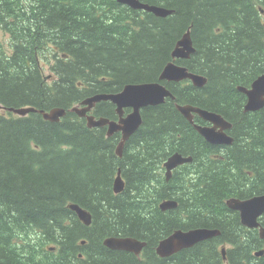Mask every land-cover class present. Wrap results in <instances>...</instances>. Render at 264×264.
Segmentation results:
<instances>
[{"label": "trees", "instance_id": "obj_1", "mask_svg": "<svg viewBox=\"0 0 264 264\" xmlns=\"http://www.w3.org/2000/svg\"><path fill=\"white\" fill-rule=\"evenodd\" d=\"M140 1L173 14L160 18L118 0H0V107L68 111L51 123L0 110V264H39L30 262L35 257L53 264V252L56 261L72 260L63 264H264L253 256L264 248L259 230L252 234L227 206L264 194V108L245 114L237 89L264 74V0ZM187 30L196 53L178 64L204 75L206 85L167 84L176 101L145 109L119 158V134L89 129L69 110L127 84L157 82ZM47 70L56 75L52 84ZM177 104L221 114L233 125L234 145L207 143ZM98 116L116 119L115 107L102 103ZM175 150L194 163L167 182L162 162ZM119 168L126 187L115 194ZM170 199L179 207L161 211ZM71 204L92 215L91 226ZM195 228L221 235L170 258L156 254L161 240ZM111 236L148 247L140 259L105 247ZM35 243L46 244L45 253Z\"/></svg>", "mask_w": 264, "mask_h": 264}, {"label": "water", "instance_id": "obj_2", "mask_svg": "<svg viewBox=\"0 0 264 264\" xmlns=\"http://www.w3.org/2000/svg\"><path fill=\"white\" fill-rule=\"evenodd\" d=\"M119 1L125 5L130 6L133 9H144L154 13L159 17H166L172 13V11H168L161 7L143 4L139 0ZM179 46H182L183 48H177V50L175 51L174 54H176L177 57H188L189 54L193 52L192 42L189 35L185 36V38L179 43ZM187 76L193 78L196 85L200 87H204L207 82L205 78L189 75L187 74L186 69L173 65L167 67V69L163 72L161 79L166 78L171 80H179L180 78ZM239 90L245 93L248 97V101L245 106L246 112H256L264 108V74L259 76L253 82L251 89L240 87ZM166 95H168V92L158 85L144 84L138 86H127L124 92L121 94H100L94 96L82 102L83 105H88V108H74L72 111L78 113L80 111H83L81 115L84 116L87 111L91 110L95 106L96 103L108 100H111L115 104H118L119 111H121L123 107H134L135 112L132 115L131 120L122 119L120 121V124L110 122L106 119L95 121L94 117H88L90 127H104L108 125L109 135L114 132L123 130V140L126 141L127 138L135 131H137L139 126L141 125V115L139 109L162 102L163 98ZM180 109L185 115H187L191 110V108L189 107ZM13 111L25 115L28 112H33L34 109ZM196 112L199 113L205 120L215 124V126L211 129L201 130L202 135L207 139L208 142L216 146H226L233 143L234 139L224 132V130L230 129L232 127V124L228 123L221 115L203 110H196ZM42 114L47 120L55 122L58 121L60 117L64 116L66 114V111L63 109H56L50 113H45L43 111ZM122 124L124 125L123 127ZM122 146L123 143L118 149L119 154ZM190 161L191 159H183L180 155H174L168 160L166 167L170 172L176 166ZM124 188L125 184L119 173L115 181V192L119 194L124 190ZM227 206L230 210L239 212L241 223L243 224V226L258 229L260 231L261 238L264 239V226H262L261 222L259 221V219L264 215V195L253 197L248 200L232 198L227 201ZM160 208L162 211L175 209L177 208V202H164L161 204ZM71 209H73L77 213L79 218L86 225H89L91 223L90 215L86 211L82 210L79 206H72ZM220 235L221 232L219 230L208 228L195 229L191 231L176 230L171 236H168L167 238L161 240V243L157 248V253L161 258H170L183 250L192 248L201 242L210 240ZM105 245L112 250H123L139 255L146 244L133 238H111L105 241ZM224 252L225 250L223 249V253Z\"/></svg>", "mask_w": 264, "mask_h": 264}, {"label": "bare ground", "instance_id": "obj_3", "mask_svg": "<svg viewBox=\"0 0 264 264\" xmlns=\"http://www.w3.org/2000/svg\"><path fill=\"white\" fill-rule=\"evenodd\" d=\"M140 1V0H139ZM118 2L120 3V4H122V5H125V4H123L122 2H120L119 0H118ZM141 2V1H140ZM142 3V2H141ZM144 4V3H143ZM146 5H148V4H146ZM125 6H128V5H125ZM149 6H154V5H149ZM128 7H130V6H128ZM156 7H158V6H156ZM162 8V7H161ZM164 9H166V10H168V11H172V13L170 14V15H168V16H171L172 14H173V10H169V9H167V8H164ZM135 10H142V9H135ZM144 10V9H143ZM144 11H146V12H149V11H147V10H144ZM149 13H152V12H149ZM152 14H154V13H152ZM155 15V14H154ZM156 16V15H155ZM168 16H166V17H168ZM157 17H159V16H157ZM166 17H160V18H166ZM186 35H189V37H190V40H191V42H192V49H193V52L192 53H190L189 54V56L188 57H177L176 56V54H174L175 53V51L177 50V48H183L182 46H179V43L185 38V36ZM9 37V36H8ZM6 42H8V43H10L9 41H6ZM196 53V49H195V46H194V42H193V39H192V36H191V32L190 31H188V32H186L184 35H183V37L176 43V45H175V48L173 49V51H172V54H171V61L164 67V69H163V71H162V73H161V75H160V77H159V81L158 82H148V83H139V84H127V85H125L124 86V88L120 91V92H117V93H101V94H106V95H118V94H121V93H123L124 92V90H125V88L127 87V86H138V85H144V84H152V85H158V86H160V87H162V88H164L167 92H168V95H166L164 98H163V101L162 102H160V103H158V104H152V105H149V106H147V107H143V108H140L139 109V112H140V117H141V125L139 126V128H138V130L137 131H135L133 134H136L139 130H140V128H141V126L143 125V109H146V108H148V107H150V106H153V107H155V106H159V105H164V104H166L167 103V100L169 99V98H171L172 100H176V97L173 95V92L163 83V82H166V83H171V82H182V81H191L192 82V84H193V86H195V87H197V88H203V87H200V86H198V85H196V83H195V81H194V79L193 78H191V77H183V78H180L179 80H171V79H166V78H164V79H161V76H162V74H163V72L167 69V67L168 66H170V65H173V66H176V67H180V68H184V69H186V71H187V74H189V75H193V76H197V77H201V78H205V76L204 75H202V74H198V73H193V72H190L189 71V68L188 67H186V66H182V65H180V64H178V62L179 61H189L191 58H192V56L194 55ZM47 72L49 73V74H47ZM45 73V72H44ZM46 74L47 75H45V78L48 80V82H50V84H52L54 81H56L57 79L56 78H54V79H52L53 77V75H55L52 71H50V70H47L46 71ZM56 76V75H55ZM206 79V78H205ZM252 84H253V82H252ZM252 84L250 85V86H238V91L239 92H241L240 90H239V88L240 87H243V88H246V89H251L252 88ZM241 93H243V92H241ZM245 96H246V102H245V106H246V104H247V101H248V97H247V95L245 94V93H243ZM97 95H100V94H96V95H93V96H90V97H88V98H86L85 100H87V99H90V98H92V97H94V96H97ZM85 100H83L82 102H84ZM108 101H111V100H108ZM82 102L81 103H79V104H77V105H75L72 109H70L69 110V112L70 113H72V114H75L78 118H80V119H85L86 120V125H87V127H89V128H94V127H90L89 126V121H88V117H94V116H92L93 114V111H94V109H95V107L97 106V104L98 103H96L95 104V106L91 109V110H89V111H87L86 112V114L84 115V116H82L81 114H82V112L83 111H80L79 113L78 112H73L72 110L74 109V108H78V109H84V108H88L89 106L88 105H83L82 104ZM101 102H103V101H101ZM101 102H99V103H101ZM112 102V101H111ZM114 103V102H113ZM115 104V103H114ZM116 106H117V112L120 114V116H121V118H120V121L123 119V120H131V118H132V115L134 114V112H135V108L134 107H123L122 109H121V111H119V106H118V104H115ZM186 107H189V108H191V110H190V112L187 114V115H185L182 111H181V109L180 108H186ZM177 108H178V111L183 115V117H185L191 124H193V126H194V128L196 129V131L200 134V135H202V133H201V130H204V129H211V128H213L214 126H215V124L214 123H211V122H209V121H207V120H205L199 113H197L196 112V110H203V111H207V112H212V111H209V110H206V109H203V108H199V107H195V106H192V105H185V106H181V105H178L177 106ZM29 109H34V111L33 112H28L27 114H25V115H23V114H19V113H16V112H14L13 110H29ZM56 109H63V108H56ZM56 109H52V110H50V111H45V110H39V109H37V108H34V107H24V108H20V109H7V108H2V107H0V110H5V111H8V112H10V113H12L13 115H15V116H19V117H25V116H28L29 114H31V113H36V114H40V115H42V117H43V119L45 120V121H47V122H51V123H59V122H61V120L63 119V118H65L66 116H67V113H68V111L66 110V109H63V110H65L66 111V114L64 115V116H62V117H60V119L58 120V121H55V122H52V121H49V120H47L45 117H44V115L42 114V112L44 111L45 113H50V112H52L53 110H56ZM124 109H129L130 111H129V113L127 114V116L126 117H124ZM244 111H245V109H244ZM1 112H4V111H1ZM5 113H7V112H5ZM212 113H215V114H218V115H221V114H219V113H216V112H212ZM245 113H253L252 111H250V112H246L245 111ZM195 115H198V117H200L202 120H204L205 122H207L210 126H199V125H196L195 124V122H194V116ZM94 119H95V117H94ZM100 120V119H99ZM99 120H97V121H99ZM228 123H230V124H232L230 121H228V120H226ZM117 124V123H116ZM108 126V125H107ZM124 125L122 124V127H123ZM104 127H106V126H104ZM95 128H99V127H95ZM121 131H123V130H121ZM115 133V132H114ZM114 133H112L111 135H109V133H108V135L109 136H112ZM132 134V135H133ZM123 136H124V131H123ZM203 136V135H202ZM131 137V135L127 138V140L129 139ZM204 137V136H203ZM205 138V137H204ZM206 139V138H205ZM126 140V141H127ZM207 140V139H206ZM126 141H124L123 140V137H122V141H121V143L119 144V146L117 147V150H116V154H117V156H119V157H121V152H122V149H123V146L125 145V143H126ZM123 143V146H122V148H121V151H120V154L118 153V149L120 148V146H121V144ZM210 143V142H209ZM175 155H180L183 159H191V161L190 162H192V156L191 157H188V158H185V157H183L182 156V154H180V153H177V154H175ZM173 157V156H172ZM188 164H190V163H188ZM176 168V167H175ZM164 176H165V178H166V180H167V182H169L172 178H173V171H174V173H175V170H174V168L169 172L168 171V169H167V167L166 166H164ZM119 173H120V175H121V177H122V179H123V176H122V170L121 169H119L118 170V172H117V176H116V178H115V181H116V179H117V177H118V175H119ZM115 181H114V186H115ZM123 181H124V184H125V187H126V183H125V180L123 179ZM114 186H113V190H114V192H115V189H114ZM124 190H125V188H124ZM123 190V191H124ZM122 191V192H123ZM115 194H117L116 192H115ZM120 194V193H119ZM264 195V194H263ZM259 196H261V195H259ZM254 197H258V196H254ZM251 198H253V197H250V198H247V199H240V200H248V199H251ZM167 201H172V200H165V201H163V202H161L160 203V206H161V204L162 203H164V202H167ZM79 206V205H77V204H71V205H69V209L70 210H72L73 212H75L73 209H71V207L72 206ZM82 210H84V211H86L85 209H83L81 206H79ZM161 209V208H160ZM172 210V209H171ZM162 211V210H161ZM168 211H170V210H167V211H163V212H168ZM89 215H90V218H91V223L89 224V225H86L80 218H79V216L77 215V213H76V215H77V217H78V219L85 225V226H91L92 225V215L88 212V211H86ZM245 228H247L248 230H250V231H252V234H253V228H248V227H245ZM195 229H204V228H195ZM195 229H190V230H188V231H191V230H195ZM205 229H207V228H205ZM254 230H258V229H254ZM179 231V230H178ZM180 231H183V230H180ZM172 235V234H171ZM170 235V236H171ZM111 238H131V237H121V236H111V237H109V238H107L106 240H108V239H111ZM259 238H260V240H262V241H264V239H262L261 238V236H260V231H259ZM133 239H136V238H133ZM105 240V241H106ZM136 240H138V241H140V242H143V243H145L146 245H147V242L146 241H142V240H139V239H136ZM105 241H104V246L105 247H107L106 245H105ZM160 243H161V241L159 242V244L157 245V248L159 247V245H160ZM202 243V242H201ZM82 244L83 245H85L86 244V241H83L82 242ZM145 245V246H146ZM195 247V246H194ZM194 247H192V248H194ZM108 248V247H107ZM51 251H55V248L54 247H51V248H49ZM144 249V248H143ZM110 250H112V249H110ZM114 251H123V250H114ZM125 252H128V251H125ZM131 253V252H130ZM134 254V253H133ZM156 254L158 255V253L156 252ZM136 255V254H135ZM140 255V254H139ZM82 256V255H81ZM136 256H138V255H136ZM159 256V255H158ZM253 256L255 257V258H263L264 257V248L263 249H261V250H257V251H255L254 253H253ZM160 257V256H159Z\"/></svg>", "mask_w": 264, "mask_h": 264}, {"label": "flooded vegetation", "instance_id": "obj_4", "mask_svg": "<svg viewBox=\"0 0 264 264\" xmlns=\"http://www.w3.org/2000/svg\"><path fill=\"white\" fill-rule=\"evenodd\" d=\"M175 48V47H174ZM173 51V50H172ZM172 54V53H171ZM172 58V57H171ZM190 71V70H189ZM190 72H192V71H190ZM194 73V72H193ZM160 77V76H159ZM159 81V79L157 80V82ZM166 86H167V84H174V85H176V84H179L180 86H184V85H189V84H192V82L191 81H182V82H171V83H166V82H163ZM193 85V84H192ZM168 88H169V86H167ZM170 89V88H169ZM171 90V89H170ZM172 91V90H171ZM173 92V91H172ZM175 96V95H174ZM176 97V96H175ZM171 101V98H169L168 100H167V102L168 101ZM176 101V100H175ZM175 101H173V102H175ZM246 102V101H245ZM102 103H111L114 107H115V113H116V116H117V118L116 119H110V118H107V117H103V116H98V112H99V109H100V106H101V104ZM245 104V103H244ZM163 105V104H162ZM162 105H159V106H162ZM165 105V104H164ZM179 104H177V106H178ZM159 106H155V107H159ZM176 106V107H177ZM181 106H185V105H181ZM151 107H153V106H150V107H148V108H151ZM147 109V108H146ZM178 109V108H177ZM244 109H245V105H244ZM145 109H143V111H144ZM129 109H124V117H126L127 116V114L129 113ZM244 113H245V111H243ZM93 115L92 116H94L95 117V121H97V120H99V119H106V120H109L110 122H115V123H117V124H120V118H121V116H120V114L117 112V106L113 103V102H111V101H103V102H101V103H98L97 104V106L95 107V109H94V111H93V113H92ZM143 114V113H142ZM245 114H247V113H245ZM181 116L183 117V115L181 114ZM184 119H185V121L187 120L185 117H183ZM143 122H144V119H143ZM187 123L186 124H188L189 126L191 125L193 128H194V126H193V124H191L188 120L186 121ZM194 122H195V124L196 125H199V126H210L207 122H205L204 120H202L200 117H198V115H195L194 116ZM89 128V127H88ZM89 129H105L106 130V136L108 137V138H111V137H113L114 135H116V134H119L120 135V141H119V144L121 143V141H122V137H123V131H117V132H115L112 136H109L108 135V133H109V126H106V127H99V128H89ZM194 130L196 131V129L194 128ZM228 129H226L224 132L227 134L228 133ZM197 132V131H196ZM137 134V133H136ZM136 134H133V135H131V137L126 141V143H125V145L123 146V149H122V152H121V157H119V158H122V157H124V155H125V151H126V145H127V143H129V141L136 135ZM197 134L198 135H200L198 132H197ZM228 134H230V133H228ZM202 137V136H201ZM207 143H209L204 137H202ZM234 142H235V140L233 141V143L232 144H230V145H226V146H216V145H213V144H211V143H209V144H211L212 146H214V147H232L233 145H234ZM241 142V141H240ZM119 144H118V146H119ZM117 146V147H118ZM117 147H116V150H117ZM177 153H180V154H182V156L183 157H185V158H188V157H191L190 155H186V154H184V153H181V152H178L177 150H175L172 154H170V155H168L167 156V158L162 162V165H163V167L164 166H166V164L168 163V160L172 157V156H174L175 154H177ZM193 157V156H192ZM188 163H190V164H188ZM194 163V157L192 158V162H187V163H184V164H182V165H178V166H176V168H174V170H175V173H176V171H180V170H183V169H180V168H182V167H184V166H186V165H191V164H193ZM120 169V168H119ZM180 169V170H179ZM174 171H173V175L172 176H174ZM123 176V175H122ZM124 179V178H123ZM125 180V179H124ZM170 200H172V201H175V202H177V208L179 207V202L176 200V199H170ZM177 208H175V209H172L173 211L174 210H176ZM172 210H170V211H172ZM147 247H148V243H147V245L144 247V249L142 250V252L140 253V255H138V258H140V259H142V257H143V255H144V253H145V251H146V249H147ZM155 252H157V247L155 248Z\"/></svg>", "mask_w": 264, "mask_h": 264}, {"label": "rangeland", "instance_id": "obj_5", "mask_svg": "<svg viewBox=\"0 0 264 264\" xmlns=\"http://www.w3.org/2000/svg\"><path fill=\"white\" fill-rule=\"evenodd\" d=\"M33 26V25H32ZM3 27V25L2 26H0V28H2ZM188 31H190L191 32V30H187V32ZM2 35V34H1ZM183 37V36H182ZM181 37V38H182ZM4 40V39H3ZM4 47L6 48V50H8V51H12V48H11V44L10 43H8V42H6L5 40H4ZM9 48V49H8ZM183 66V65H182ZM47 74H49L48 72H47ZM173 95H174V93H173ZM200 136H202V135H200ZM203 137V136H202ZM164 168V167H163ZM33 246L34 247H37L38 249H39V255H41V253H45V249H46V247H47V245L45 244V245H43L42 247H39V246H37V244L35 243V244H33ZM226 246V248L227 249H229V248H231L229 245H225ZM56 255H57V252H53L52 253V257H53V260H55V262L53 263V264H63V263H65V262H68V263H71L72 262V260L71 261H65V260H67L66 258H64V259H61V260H58V261H56L57 260V258H56ZM30 262H32V263H39V264H43V261L40 259V258H38V257H35V258H32L31 260H30ZM74 262V261H73Z\"/></svg>", "mask_w": 264, "mask_h": 264}]
</instances>
